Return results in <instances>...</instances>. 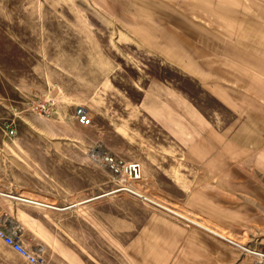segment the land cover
<instances>
[{
  "label": "rangeland",
  "instance_id": "obj_1",
  "mask_svg": "<svg viewBox=\"0 0 264 264\" xmlns=\"http://www.w3.org/2000/svg\"><path fill=\"white\" fill-rule=\"evenodd\" d=\"M0 135L45 149L61 208L0 195L37 264H264L204 229L202 261L170 245L161 219L195 228L159 205L264 252V0H0ZM0 264L32 263L0 240Z\"/></svg>",
  "mask_w": 264,
  "mask_h": 264
},
{
  "label": "crops",
  "instance_id": "obj_2",
  "mask_svg": "<svg viewBox=\"0 0 264 264\" xmlns=\"http://www.w3.org/2000/svg\"><path fill=\"white\" fill-rule=\"evenodd\" d=\"M10 136L11 137L14 136V138L16 137L15 130L13 134L10 133ZM11 137H9V142L7 141L6 144L2 145V143H0V195L3 197H11V195H16L19 198L18 200L26 199L27 201L29 200V202H32L33 204L37 203L39 205H42L48 208H51V206L60 207V206H57V204L52 199L49 200L50 198L44 197L43 192H42L44 188L40 186V185H43V181L38 180V177L44 174V170L41 167L40 169L36 167L37 156L35 152H44L45 149L43 145L40 147L38 151H36L35 147L31 145H25V144L17 145L15 139H12ZM102 196L103 195L101 194V195H96V197L94 198H89V199L83 198L79 201H75L70 204H67L66 207H64V209H67L68 207H73V206H80L82 203L96 200V198H99ZM45 199H47L48 201ZM159 205L163 207L164 209H166L169 214L173 213L178 218L186 222L188 221L189 223H193L192 225L194 226H191V227H194L196 230L190 229L187 231L183 227L181 228V226L177 224H176L177 228L172 229V227L175 224L174 222L172 223L168 222L166 224L165 222H163V219L161 220L160 218L158 219L160 220L161 228L170 232L166 236V241H168L169 244L172 245L173 243L181 239L180 245H183L182 240L185 241V239H188V241L184 244V247L187 248L188 251H193L194 253H196L198 258H200V261H202V257L204 254L202 250L203 244H201L203 241V238L201 236L200 231L204 229L217 237L223 238V236L219 234V231L217 229L218 227L216 228L210 223H207V222L205 223V221L202 223L199 220L196 221L195 219H193L191 215H189V213H186L185 211L181 209L179 210L174 209V208L171 209L169 207L162 206L161 204ZM177 229H181V231L183 232L177 231ZM214 229H217V230H214ZM222 232L225 234L226 231L224 232V230H222ZM160 236H163V234H160ZM227 236H230V235L228 234ZM223 239L226 240L227 242L229 240L226 237H224ZM196 240H198L199 243H197ZM171 241L173 242L170 243ZM195 245H197L198 247H196ZM184 251L186 252L187 250H184ZM189 253H192V252H189ZM209 253H211L212 259L214 257L215 261H218V253L216 251H214L216 255H214L211 252V249L209 250ZM190 260L195 261L193 260V258H191ZM230 261L231 262L234 261V258L230 257Z\"/></svg>",
  "mask_w": 264,
  "mask_h": 264
},
{
  "label": "built area",
  "instance_id": "obj_3",
  "mask_svg": "<svg viewBox=\"0 0 264 264\" xmlns=\"http://www.w3.org/2000/svg\"><path fill=\"white\" fill-rule=\"evenodd\" d=\"M76 117L78 121L81 122L82 124L88 125L91 123L90 121L91 119L85 107L78 106V109L76 110ZM10 133L13 134L14 130L11 129ZM107 161L109 164H111V166L118 169L119 166L116 163V160L112 156H110ZM128 172H131V168L130 167L128 168L127 166L126 173ZM11 197H15V196L11 195ZM0 240L7 247L9 246L13 251L18 253L21 257L27 259L30 263L37 264L40 261L39 257H37L28 247L22 244L19 237L12 231V229H10L8 226H5L2 222H0Z\"/></svg>",
  "mask_w": 264,
  "mask_h": 264
},
{
  "label": "bare ground",
  "instance_id": "obj_4",
  "mask_svg": "<svg viewBox=\"0 0 264 264\" xmlns=\"http://www.w3.org/2000/svg\"><path fill=\"white\" fill-rule=\"evenodd\" d=\"M79 122V121H78ZM108 158L109 157H107L106 158V160H108ZM128 166V168L130 167L131 168V172H128V173H126V167ZM118 170H120L121 172H123L124 173V175L126 176L127 175V177H129L130 179H141V176H142V170H141V165H138V164H130V163H127L126 165H125V167H119V169ZM127 189H129V188H127ZM132 191V190H131ZM132 192H134V191H132ZM134 194H136V195H139V196H143L144 197V195L143 194H140V193H138V192H134ZM24 197V196H23ZM32 199V198H31ZM149 199V198H148ZM26 200V199H25ZM35 200V199H34ZM34 200H32V201H34ZM45 200H47V199H45ZM149 200H151V199H149ZM29 201V200H28ZM48 201V200H47ZM152 201V200H151ZM42 202V201H41ZM49 204V203H48ZM51 207H53V206H51ZM179 215V214H178ZM198 224V223H197ZM220 231V230H219ZM217 233V232H216ZM219 234H221L222 236H223V238L224 237H226L227 239H229L228 240V242L230 243V244H232V245H236V246H238V247H240V248H242L243 250H245L246 252H252V253H254L255 255H257V256H260V257H264V252L263 253H261V252H258V251H255V250H252V249H250V248H246L245 246H243V244H241V243H239V242H236L237 240L234 238V237H230V236H227V235H225L222 231L221 232H219Z\"/></svg>",
  "mask_w": 264,
  "mask_h": 264
}]
</instances>
